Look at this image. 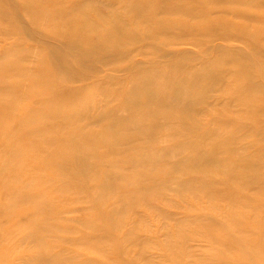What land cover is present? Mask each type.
<instances>
[{"label":"bare ground","instance_id":"6f19581e","mask_svg":"<svg viewBox=\"0 0 264 264\" xmlns=\"http://www.w3.org/2000/svg\"><path fill=\"white\" fill-rule=\"evenodd\" d=\"M97 1L112 10L108 18L102 9H95L89 0L68 1L56 10H49L48 0H0V14L3 15L8 9L12 15L9 23L17 19L19 14L30 16L33 24L27 32L41 38L45 46L41 63L33 75L37 84L29 89L31 97L26 101L28 107L25 112H30L28 121L23 124L13 121L3 125L2 129L0 127V132L5 130V133H0L2 168L34 141L29 137L41 127L46 128L49 124L53 127L51 122L54 120L71 124L73 121L90 119L93 125L103 122L101 134L75 131L56 135L51 142L57 146L47 152V161H57L51 169L43 166L46 152L34 159L42 163L40 166L37 164L38 172L53 176L65 174L69 178L56 186L64 192L75 186L83 188L98 183L99 188L92 199L99 211L98 219L92 223L94 230L99 220L114 227L119 226L122 219L120 215L129 204H133L127 203L126 195L130 198L134 194L136 197H145V193L153 192L159 183L149 173L156 174L158 170L160 173L165 170L176 171L187 178L179 184V193L188 191L197 195L205 191L211 195L229 197L233 203H239L236 193L240 184L247 185L245 179L258 182V177L264 178V141H248L246 131L264 133V129H257L253 119L255 123L250 128L240 127L237 118L218 113L219 124L230 125L232 129L229 134H223L220 129L210 132L211 128L195 116L201 114L203 109L205 113L209 111L204 104H207L211 92L218 91L240 100L261 95L264 100V44L257 42L258 39H264V25L252 26L228 16L208 19L211 10L205 6L210 0ZM211 1L222 4L227 12L249 18L258 15L253 13L255 5L264 3V0ZM58 13L63 14L59 21L51 19V15ZM74 13L82 17H73ZM262 17L264 20V14ZM144 23L148 28L141 31ZM43 24L47 25L44 30L41 28ZM244 40L249 44L246 47L233 44ZM132 41L144 42L160 53L165 52L162 46L168 44L185 43L205 49L198 53L178 49L168 51L169 60L159 64L154 60L145 62L130 59L129 55L133 51L130 52L131 46L127 47L126 43ZM215 41L224 42L214 44ZM30 52L29 48L16 45L4 57L20 59ZM193 56L202 64L195 65L185 59ZM123 59L127 61L121 63ZM109 63L113 65L111 72L109 70L107 73L109 82L103 85V96L108 103L104 110L93 115L86 85L72 86L71 82L85 80L84 83H88L86 81L90 76L98 77V73ZM229 63L237 72L235 85L237 80L239 84L223 89V71ZM121 69L129 72L127 88L120 85L121 78L117 71ZM26 75H20L18 79ZM112 83L116 85L111 86ZM44 84L47 88L41 86ZM10 92L13 105L8 101H0L2 111H14L18 95L15 90ZM61 94L66 96V101L57 98ZM34 99H46L47 102L40 107ZM77 99L81 100L82 105L75 103ZM114 101L119 102L117 107L109 108V103ZM257 105L252 115L255 119L264 111L260 104ZM37 106L38 109H34ZM20 110L24 111L22 108ZM121 125L142 133V140L152 142L162 136L168 144L144 159L132 160L128 169L122 167L120 161L109 162V172L93 181L91 169L99 166L95 159V147L100 145L108 151H115L118 140L125 137L118 131ZM49 136L47 134L39 141L41 147L50 143ZM64 138L68 140L67 144ZM89 141L92 142L89 144ZM238 145L250 150L239 152L236 149ZM69 162L72 166L66 167ZM160 164H166L167 168H159ZM134 171H138V174L133 175ZM200 172L204 176H200ZM80 179L83 182L78 184ZM111 195L118 196L119 201L110 198ZM107 206L113 210L101 212ZM208 225L219 226L220 232L225 233L229 232V227L245 228L246 223L233 220L231 225L225 226L213 219ZM94 236L96 238L87 241H95V244L97 239L106 235L97 233ZM211 237L218 238L217 243L228 246L238 241L230 234L229 237ZM62 261L58 258L57 262ZM226 263L222 257L218 264ZM35 264L39 263L36 261Z\"/></svg>","mask_w":264,"mask_h":264},{"label":"rangeland","instance_id":"374dc122","mask_svg":"<svg viewBox=\"0 0 264 264\" xmlns=\"http://www.w3.org/2000/svg\"><path fill=\"white\" fill-rule=\"evenodd\" d=\"M68 1L73 0H48L49 10L61 8ZM89 1L95 9H102L106 18L110 16L112 10L108 6L97 0ZM209 2L208 6H205L206 9L211 10L208 19L228 16L234 21H245L252 26L264 25L262 20L264 3L255 5L253 13L259 16L249 18L227 12L222 4L211 0ZM62 15L58 13L50 17L54 21H59ZM73 17L78 18L82 15L74 13ZM10 18L12 15L8 9L3 15L0 14V101H8L13 105L10 91L14 90L20 100L16 97L13 112V109L9 112L2 111L0 105L1 129L3 125L11 124L13 121L21 124L28 121L30 112H25L28 107L26 101L31 97L29 89L37 84L33 75L41 63L42 50L45 47L41 38L31 36L27 32L28 27L33 24L28 14H19L17 19L9 23ZM46 27V24L41 26L43 30ZM147 28L146 23L141 25V31ZM201 37L205 38L203 35ZM222 42L224 41H215L214 44H223ZM245 42V40L237 41L233 44L246 47L249 44ZM257 42L263 45L264 39H258ZM16 45L25 46L31 52L20 59L4 57ZM126 45L131 46L130 52L133 51L129 55L130 59L135 58L137 61L145 62L154 60L159 64H165L164 62L169 60L168 51L178 49L198 53L205 49L185 43L168 44L162 46L165 52L160 53L144 42L132 41L127 42ZM185 59L195 65L202 64L199 59H195V56ZM125 61L127 60L123 59L121 63ZM111 66L113 65L110 63L105 66L103 71L98 73V77L90 76L86 81L88 83H84L85 80L71 82L72 86L86 85L93 115L104 110L108 103L103 96V85L109 82L107 73ZM23 74L27 75L18 79ZM117 74L121 78L120 85L127 88L129 72L121 69ZM223 76L225 77L223 89L235 85L237 72L230 63L225 66ZM238 84L239 80L236 81L235 86ZM16 86L19 88L15 89ZM41 86L47 88L46 84ZM57 98L60 101L67 99L63 94L58 95ZM209 99L207 104H204L209 111L205 113L203 109L201 114L195 117L206 123L211 128L210 132L220 129L223 134H229L232 129L230 125L219 124L218 113L237 118L240 127L246 126L248 129L256 122L257 129H264V111L259 113L257 119L252 117L258 108L257 104L264 108L261 95L240 100L235 96L216 91L209 94ZM34 101L40 107L47 102L46 99H34ZM74 101L82 105L80 99ZM117 104L119 102L114 101L108 106L117 107ZM38 106L34 109H38ZM21 108L24 111L20 110ZM87 120L89 124L88 121H73L71 124H66L54 120L51 122L53 127L50 124L46 128L39 127L40 130L29 137L34 141L29 143L16 159L8 162L3 168L0 164V264H35L36 261L39 264L40 261L42 264H218L222 257L228 264H264V178L260 177L257 178L258 182L245 179L248 184H240V189L236 193L239 203H233L229 197L211 195L205 191L197 195L188 191L179 193V184L187 178L180 176L176 171L165 170L160 173L158 170L156 174L149 173V176H153L159 183L153 192L145 193V197H136L134 194L130 198L126 195L127 203L133 202V204H129L120 215L122 219L119 226L114 227L99 220L97 229L94 230L92 223L98 219L99 211L92 199L99 188L98 183L83 188L75 186L64 192L56 186L68 181L69 178L65 174L53 176L50 173L38 172L37 164L40 166L42 163L34 159L46 152L44 154L46 159L42 161L43 166L45 169H51L57 161H47L49 156L47 152L57 146L55 142H51L56 135L75 131L102 133L103 122L93 125L90 119ZM118 131L125 137L118 140L115 151H108L100 145L95 147L97 152L95 159L99 166L91 169V174L94 175L93 181L109 172V162L120 161L119 164L128 169L132 160L144 159L168 144L158 135V139L152 142L142 140V133L128 126L121 125ZM246 132L248 141H264V133L258 130ZM0 133H5V130ZM47 134H50L48 138L50 143L41 147L39 141ZM90 142L92 141L87 143ZM64 143H68L66 138ZM236 149L239 152L250 150L239 145ZM2 151L0 147V156ZM68 166H72L70 162L66 165ZM141 166L143 168V165ZM158 167L165 169L167 165L160 164ZM135 174H138V171H134L133 175ZM199 175L204 176V173L200 172ZM81 182L83 181L80 179L77 183ZM110 198L119 201L116 195H111ZM105 209L101 212L113 210L108 206ZM213 219H217L219 225L225 226L231 225L233 220H241L246 226L245 228L229 227V232L221 233L219 226L208 225ZM97 233L106 236L97 239L95 244V241H92L93 243L87 241L96 238L94 235ZM229 234L238 239L229 246L217 243L218 238L211 237L215 235L220 238L229 237ZM58 258L63 259L62 263L57 262Z\"/></svg>","mask_w":264,"mask_h":264}]
</instances>
